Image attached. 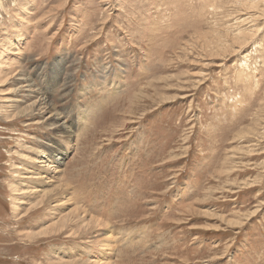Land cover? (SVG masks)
Returning <instances> with one entry per match:
<instances>
[{
  "label": "rangeland",
  "instance_id": "374dc122",
  "mask_svg": "<svg viewBox=\"0 0 264 264\" xmlns=\"http://www.w3.org/2000/svg\"><path fill=\"white\" fill-rule=\"evenodd\" d=\"M71 263L264 264V0H0V264Z\"/></svg>",
  "mask_w": 264,
  "mask_h": 264
},
{
  "label": "bare ground",
  "instance_id": "6f19581e",
  "mask_svg": "<svg viewBox=\"0 0 264 264\" xmlns=\"http://www.w3.org/2000/svg\"><path fill=\"white\" fill-rule=\"evenodd\" d=\"M18 80L22 81L21 82L22 84H21L20 88H23L24 91H27L29 93H33V90H36V89L33 88L34 87L33 84L31 82H28L27 78H20ZM35 103H37L38 106H42L43 104L45 106V103L43 102L42 99L40 100V102L36 101ZM45 109L47 110L46 106H45ZM53 117H54V119L56 121H58V119L60 118L59 116H57V114H56V116H55V114H52L50 116V118H48L47 120H49V119H51ZM55 126L58 127L61 130L66 129V125L64 126V123H60L59 121L56 123ZM58 154L59 153H56V154L54 153V154H52V156L53 157L54 156H58ZM27 158L28 159L26 160V162L30 163L32 165L31 168H33V171H32V169H29L30 167L27 168L25 166L26 168L24 169V172H22V173L18 172L17 174H19V177H18V179H19L18 180L19 181L18 184L19 185H16L13 191H16L18 193L19 189H22L21 188L22 186H26V188L28 190H24V191L20 192L21 194H23L22 197L31 196L29 194H32V193H35L37 195L40 194L41 198L38 201L35 200L34 202L31 203V207H30L31 209L32 208L34 209V208H36L38 206H40L38 209L43 208V206L45 205V202H46L45 201V197L50 195V200H54V202L56 203L55 206H57L56 208L55 207H53L52 209L50 208L51 211H52V214L53 215H57L55 217L56 219L59 217L53 224H50L49 226L47 225L46 229L41 230L39 232V234L40 235H46L49 231H50L49 233H51V232H53L55 230L53 228L68 229L69 232L71 230H73V232L75 231V233H79L80 232L82 234H85L86 232L92 233L93 230H94V232H97V231L100 232L101 231V227H102L101 221H99L98 219H94V218H87L86 219L87 215H85L84 211H82V209L80 207H78V206H72V209L71 210H67L66 212H64L62 216L60 214H58V213H55V210H58V208H64L63 206L68 205L70 200H73V198H71V197L69 199H65L64 196L60 195L61 191L63 190L64 184H62V178L61 177H54L58 173V170L55 169V166H53L54 164H58V161L56 163V161H51L49 159V163H48L46 160H44L42 158H38L35 161L31 160L30 159L31 157L29 158V156ZM37 163L39 164L38 166H36ZM33 165H34V167H33ZM52 178H54V179H52ZM49 179H51V181H49ZM21 181H24V182H21ZM30 183H32V185L35 186V187L30 185ZM50 183H51V185L54 183L52 186L50 185L51 187H54V188H51V189H50V187H48L47 189L44 188L46 186V184H50ZM36 184H39V185H36ZM30 187H33V190H29ZM35 188H36V190H35ZM54 194H55V197H53ZM18 197H20V196H18ZM20 204L23 205V203H20ZM41 205H43V206H41ZM59 206H61V207H59ZM17 210H20V209H17ZM15 212H16V207L14 208V213ZM81 215H83V216H81ZM94 234H96V233H94ZM103 245H101V246H103ZM54 250H56V249H54ZM99 252H100V250H99Z\"/></svg>",
  "mask_w": 264,
  "mask_h": 264
}]
</instances>
